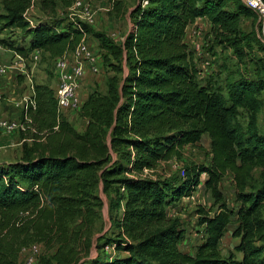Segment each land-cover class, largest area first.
Segmentation results:
<instances>
[{
  "label": "trees",
  "instance_id": "obj_1",
  "mask_svg": "<svg viewBox=\"0 0 264 264\" xmlns=\"http://www.w3.org/2000/svg\"><path fill=\"white\" fill-rule=\"evenodd\" d=\"M38 1L54 18L58 6L74 0ZM32 2L0 0V25L27 31ZM128 14L131 29L120 45L96 35L112 75L106 92L95 89L81 106L78 117L87 122L81 133L58 110L52 89L33 87L34 108L21 114V156L0 165V264H22L21 251L34 245L44 249L35 264H264V136L257 128L264 81L239 79L226 87L224 99L199 78L185 42L188 27L205 18L215 43L235 46L241 19L254 14L238 0H140ZM85 33L83 24L58 29L38 23L29 29L28 48L12 49L23 57L39 50L59 58ZM240 110L248 113L245 136L236 124ZM203 136L212 155L207 167L186 168L179 179L144 175L180 159L182 149ZM227 173L236 184L235 212L218 190ZM202 174L217 208L198 209L204 239L186 254L178 248L184 232L167 207L189 197ZM111 188L122 211L111 214L107 234L99 224V194ZM232 218L240 260L218 250ZM108 247L114 255L104 252Z\"/></svg>",
  "mask_w": 264,
  "mask_h": 264
},
{
  "label": "rangeland",
  "instance_id": "obj_2",
  "mask_svg": "<svg viewBox=\"0 0 264 264\" xmlns=\"http://www.w3.org/2000/svg\"><path fill=\"white\" fill-rule=\"evenodd\" d=\"M38 2V0H35L33 8L26 15V19L30 23L29 29L38 23H51L58 29L77 28L82 24L86 26V43L91 49L93 57L89 62L85 63L79 97L83 93L88 96L95 89L104 94L107 88V79L112 74L103 64V53L99 49L96 35H104L114 44L122 43V40H124L131 29L128 12L140 0H85L91 24H87L89 22L87 16L78 11H73L71 6L68 8L58 6L56 16L51 18V16L44 14L40 10ZM117 9H120V11ZM228 10L230 12L235 11L232 5L228 6ZM29 29L27 31L6 29L0 25V42L12 51H14L12 47L27 49L30 41L28 37ZM240 31L239 43L235 46L215 43L211 34L210 24L205 18L195 21L188 27L186 32L185 42L199 71V78L204 83L210 81L211 84L220 90L224 99H227L226 87L239 79L249 81L262 79L264 81V38L260 34V25L254 15L253 17L241 19ZM36 51L30 52L26 57L19 54L23 58V62L14 64L7 75L0 79V112L3 110L2 105L4 99L6 101L7 95H31V85L33 87L35 85H45L53 91L55 90L57 79L54 77L53 68L58 58H51L42 51ZM259 101L260 110L257 115V128L258 133L264 136V91L261 93ZM7 106L9 105L7 104ZM14 108V110H11L14 113L11 112L12 114L7 118L0 114V120L16 121L17 124L22 126V104H15ZM74 117L75 120L71 121L72 125L74 129L81 133L83 130L80 127V118L78 114ZM236 124L245 136L249 124L246 111H239ZM21 132L22 130L18 129L11 135L0 133L1 166H7L20 158L23 144ZM211 158L210 141L206 136H203L196 145L185 146L181 151L180 159L174 158L167 162H161L154 171L146 173L145 176L153 179H179L181 171H184V169L193 166L207 167ZM206 178L207 176L202 174L200 177L201 183L189 197L172 202V205L167 207L168 217L177 220L181 230L184 232L183 238L178 243V248L186 254H193L196 247L204 239V229L199 224L198 209L203 208L206 212H215L217 208L211 194L203 187V182ZM257 178L258 171L254 174L253 184ZM112 189L107 195L102 191L99 194L104 203L99 221V224L101 223L104 227L103 232H107L111 226V214L112 216H118L122 210L121 206L116 208V197ZM218 190L228 209L235 212L239 208V204L236 200V184L231 173H227L223 177L219 183ZM110 199L113 201L112 205ZM111 207L113 208L111 209ZM236 225L235 218H232L231 224L227 227V232L219 243L218 250L222 257L232 255L237 260H240L241 254L235 251L239 239L234 238L232 235ZM37 246L39 249L36 254L33 252L20 254L19 262L24 264L30 257L36 258L41 255L44 249L39 245ZM104 252L107 255H114L115 253L111 247L105 248ZM94 254H96L95 251H93V257Z\"/></svg>",
  "mask_w": 264,
  "mask_h": 264
},
{
  "label": "built area",
  "instance_id": "obj_3",
  "mask_svg": "<svg viewBox=\"0 0 264 264\" xmlns=\"http://www.w3.org/2000/svg\"><path fill=\"white\" fill-rule=\"evenodd\" d=\"M245 8L250 10L256 17L257 23L260 25V34L264 38V0H238ZM35 0H33L30 9L33 8ZM147 2L143 3L145 6ZM73 11H78L81 14L88 17L89 11L88 7L85 5V0H74L71 5ZM28 11L25 14L28 13ZM89 18V17H88ZM27 20V19H26ZM30 24V23H29ZM91 20L89 18V22ZM37 52V51H35ZM93 57L91 49L86 43V35L83 34L82 40L79 45L71 52L65 53L62 57H59L55 61L53 68L54 77L57 79L56 88L54 90V97L57 103L58 110L64 116L65 114L73 113L78 114L82 104L79 97V89L81 87V82L83 80L85 63L89 62ZM19 62H23V58L16 52L6 48L0 42V79L5 77L13 65ZM31 97L26 99L22 109L26 110L27 107L34 108L33 97V86H30ZM1 97V96H0ZM25 122L29 123L30 120L25 117ZM21 129L24 131V126H20L16 121H5L0 120V133H7L11 135L16 130ZM184 171H181V176H184ZM149 173L144 172V175ZM39 247L37 245L31 246L30 248L23 249L21 254L27 252L37 253ZM37 258V257H36ZM35 257H30L24 264H35Z\"/></svg>",
  "mask_w": 264,
  "mask_h": 264
},
{
  "label": "crops",
  "instance_id": "obj_4",
  "mask_svg": "<svg viewBox=\"0 0 264 264\" xmlns=\"http://www.w3.org/2000/svg\"><path fill=\"white\" fill-rule=\"evenodd\" d=\"M198 20V19H197ZM196 20V21H197ZM122 42H123V40H122ZM121 44V43H120ZM120 44H117V45H120ZM32 95H18V96H15V95H7L6 96V101H5V99H4V102H3V105H2V112H0V114L2 115V116H4V117H9L12 113H14V111H11V110H14L15 108H14V105L15 104H22V105H24V102H25V100L26 99H28V98H30ZM87 95H84V93L82 94V95H80V100H81V104L83 105L84 104V102L86 101V99H87ZM7 104L10 106L11 104H13V105H11L10 107L9 106H7ZM3 107H8V109H6V108H3ZM10 112V113H9ZM12 112V113H11ZM75 114H73V113H69V114H65V117H66V119L70 122V124L72 125L73 123L71 122V121H73V120H75ZM18 117H19V114H18ZM86 121L84 120V119H80V127L82 128V130H84L85 129V127H86ZM73 126V125H72ZM74 128V127H73ZM76 130V129H75ZM77 131V130H76ZM122 211V210H121Z\"/></svg>",
  "mask_w": 264,
  "mask_h": 264
}]
</instances>
